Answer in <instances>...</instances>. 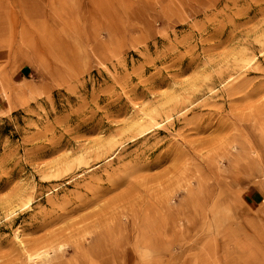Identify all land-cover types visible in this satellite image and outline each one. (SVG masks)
<instances>
[{
    "label": "rangeland",
    "instance_id": "1",
    "mask_svg": "<svg viewBox=\"0 0 264 264\" xmlns=\"http://www.w3.org/2000/svg\"><path fill=\"white\" fill-rule=\"evenodd\" d=\"M0 264H264V0H0Z\"/></svg>",
    "mask_w": 264,
    "mask_h": 264
},
{
    "label": "bare ground",
    "instance_id": "2",
    "mask_svg": "<svg viewBox=\"0 0 264 264\" xmlns=\"http://www.w3.org/2000/svg\"><path fill=\"white\" fill-rule=\"evenodd\" d=\"M177 107V106H176ZM144 116H145V118L144 117H139V118H137V119H141L142 121L144 120V119H146V117H149L150 119H152V117L151 116H147V114H144ZM149 120V119H148ZM148 120H146V122L148 121ZM142 121H137L138 123V125H141L143 122ZM149 122V121H148ZM156 124V123H155ZM157 125V124H156ZM150 127V126H149ZM42 254H46V252H43ZM40 254H35V255H33V254H31V253H27V260H32V259H34V258H36V257H38Z\"/></svg>",
    "mask_w": 264,
    "mask_h": 264
}]
</instances>
